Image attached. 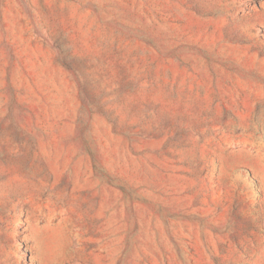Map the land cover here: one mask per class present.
<instances>
[{"label": "rangeland", "instance_id": "rangeland-1", "mask_svg": "<svg viewBox=\"0 0 264 264\" xmlns=\"http://www.w3.org/2000/svg\"><path fill=\"white\" fill-rule=\"evenodd\" d=\"M0 264H264V0H0Z\"/></svg>", "mask_w": 264, "mask_h": 264}]
</instances>
